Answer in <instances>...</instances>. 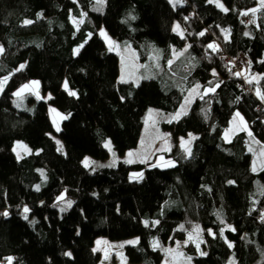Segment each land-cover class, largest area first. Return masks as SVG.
Masks as SVG:
<instances>
[{
  "label": "trees",
  "instance_id": "trees-1",
  "mask_svg": "<svg viewBox=\"0 0 264 264\" xmlns=\"http://www.w3.org/2000/svg\"><path fill=\"white\" fill-rule=\"evenodd\" d=\"M220 3L228 11L208 0H184L175 7L169 0H106L101 11L95 10V0H0V80L8 78L0 93V212L9 213L0 216V264H7V257L14 258L13 264H98L101 254L93 248L100 237L112 242L138 238L125 248L129 263L161 264L164 253L153 248V241L174 247L196 225L207 253L200 256L193 244L185 247L196 264H230L232 257L236 264H264V169L252 170L248 134L224 140L239 112L251 137L264 146V103L255 96L257 87L264 94V8L253 23L245 22L242 13H251L257 0ZM73 18L84 22L75 25ZM25 20L32 23L24 25ZM176 24L184 38L173 31ZM101 29L135 49L141 62H149L152 48L160 47L167 68L188 47L196 67L181 71L179 86L169 90L155 77L137 86L122 83L120 58L109 50ZM239 54L252 67L246 79L258 74L257 82L249 84L231 70L226 58ZM20 65L25 67L18 71ZM32 81L52 99L29 95L32 108L20 110L13 93ZM65 81L75 97L64 90ZM195 85L215 92L197 98L180 121L162 123L173 133L175 167L84 166L86 156L99 161L109 156L108 140L120 155L137 148L147 110H178ZM51 108L68 117L60 120V131ZM190 132L198 139L186 156L179 143ZM16 141L34 153L18 160ZM39 169L47 171L48 180L36 191ZM135 171H144L143 180H129ZM64 191L72 207L61 212L53 205Z\"/></svg>",
  "mask_w": 264,
  "mask_h": 264
},
{
  "label": "rangeland",
  "instance_id": "rangeland-1",
  "mask_svg": "<svg viewBox=\"0 0 264 264\" xmlns=\"http://www.w3.org/2000/svg\"><path fill=\"white\" fill-rule=\"evenodd\" d=\"M212 4H214L216 6L215 2H213ZM254 8L259 9V10L261 9L260 0H257V3L251 8V10ZM103 31L107 34V37L111 41L114 42L115 45H118V47L113 48V50H111V51L116 53L120 58V80H121V76L123 75L125 80H126V82H124V83H133L135 86H137L141 83L142 80L155 77L161 82L164 89L169 90L170 87H173V86L178 87L179 86L180 72L181 71H183V70L184 71L185 70L191 71L196 67V62L193 59V56L188 52V47L185 48V49H187V51H185V49H184L183 51L178 52L174 56V59L171 61V63L168 64L167 68H164L163 63H162V61H163L162 49L160 47H153L152 48L151 59L149 62H141L139 59L138 52L135 49H133L130 45H120L116 41L112 40L110 38V36L108 35V33L104 29H103ZM100 33H101V31H100ZM102 38H103L104 42L109 47V44L107 43L105 38L103 36H102ZM252 77H257L259 79L258 74H252L248 79H251ZM258 79L253 80L252 83L257 82ZM196 86L197 85H195L192 88L187 90L181 106L178 108V110H176L174 112L164 111V110L156 109V108H149L147 110L145 117H144V124H145L144 130L142 133V137H141L139 146L137 148L128 150L125 154L120 155L115 151L112 142L110 140H108L106 142H109V141L111 142L112 151L110 152L106 148L109 156L105 160L99 161V160H96L90 156H86L83 160V164H84V161L86 159L89 161H92V162H94L93 165L91 167H87V168H93L94 169V168H100V167H98V165H109L113 162V159H115V166H113V167L118 166L120 163H124V164H138V163L141 164L142 163V164H146L148 167H151V168H159V169L173 168V167H167L166 166L167 161H172L176 166L177 161H175V159L173 157L175 155L174 154L175 144L173 141V133L171 131L164 130L162 128V123H168L169 124V123L178 122L182 118H184L185 116H187L189 114V112L191 110V106L193 105L195 100L201 96H204L203 95L204 92L208 89V88H206L204 91H202V88L199 87L197 93H192L190 96L191 90L193 88H195ZM68 88H69V86H68ZM257 90H259L258 87L255 89V96L258 98ZM210 93H212V92H209L208 94H210ZM24 94H26V95H23V97H21V98L15 97V99H14L15 107L20 109V110L32 108L33 105L28 100L29 95H32L36 98V95L32 94L31 92L26 91ZM49 94L50 93H48L46 95L40 94V96L42 97V99L48 101L49 99H47V97ZM50 95L52 96V94H50ZM189 99L191 100V103L187 104L186 101ZM182 107L186 108L187 115L181 116L179 120H171V117L174 116L177 112L181 111ZM53 119H56L58 124L60 123V119L58 117H55L54 113H53ZM170 120H171V122H169ZM244 121L247 124L245 119H244ZM247 129H248L247 131L241 130L239 127V121H236V123L234 124L233 120H232L230 127L224 133V140L226 142H230L239 133L245 132L246 134H248V132H250L248 124H247ZM190 133L193 136L198 137V134L193 133V132H190ZM190 133H188L186 136L181 137L180 143H179L180 149L183 151V153L186 156H188V155L185 152V143L184 142H186L190 139V137H189ZM226 134H227V139L225 138ZM52 137L54 138V140L56 142L59 141L60 145H62L60 139L57 136L52 134ZM196 140L197 139L192 140L191 144L189 145L191 148V154L193 152ZM17 145H22L23 147L17 148ZM247 147H248V150L252 154V157H253L252 170L255 168V170H253V172L254 173H260L264 169V146L259 141H257L255 138L249 136L248 141H247ZM13 149H16V151H18L20 153L21 159L25 156H28V155H31L32 153H34L33 149H31L28 145H26L25 143H23L21 141H16L14 143ZM25 149H27L28 151L26 152ZM16 151H14L15 154H16ZM38 152H36V153H38ZM129 152H132L135 154L131 158L133 161L132 163H126L125 162L126 160L129 159V157H128ZM113 153H115V157H113ZM169 155H171V156H169ZM161 158H163V159H161ZM142 160H146L147 162L146 163L142 162ZM153 165H158V166L154 167ZM84 166H85V164H84ZM113 167H107V168H113ZM39 173H40L42 180L37 185H39V188L41 190L43 187L46 186L48 177H47V171L45 169H39ZM42 173H43V175H42ZM139 173H142L143 178H144V176H145L144 171H138V172L135 171V172L130 173L129 180L131 182H134V181L139 182V181L143 180V179H141V180L137 181V180H133L131 178L133 174H139ZM37 185L34 186L35 190H36ZM61 195H63L65 197V200L57 206V208L59 210L61 207L64 206V204L67 201H71V200L66 199V192L65 191L63 193H61L59 196H61ZM197 227L199 228L198 233L195 231V229ZM201 229L202 228L200 225L194 226V228L189 232L186 240L184 242L177 244L174 247L162 248L159 244V247H157V249L162 250L164 253V259H163L161 264H196L194 261V258L185 253V247H187L189 244H193L196 248V244L199 243L200 249L197 251H198V254L200 255V252L203 251L202 245L204 243V236L201 233L202 232ZM190 235H191V239L189 238ZM133 240L138 241V238H131L128 240L116 241V242H112V241H110L106 238H103V237L97 238L95 243H94V248H99V250L96 252L101 254V260L98 264H131V263H129V261L125 255V248L129 245H133V244L127 243L128 241H133ZM97 241H100L101 243L98 245ZM201 241H203V242L201 243ZM119 245H124V246L119 247ZM166 249L171 250V251H165ZM106 251H107V256H108L107 259H105V252ZM181 253H182V255H180ZM122 257H123V259H122ZM189 257H191V261H189V259H188ZM233 262H234V264H236L235 258L232 257L230 264H233Z\"/></svg>",
  "mask_w": 264,
  "mask_h": 264
},
{
  "label": "snow or ice",
  "instance_id": "snow-or-ice-1",
  "mask_svg": "<svg viewBox=\"0 0 264 264\" xmlns=\"http://www.w3.org/2000/svg\"><path fill=\"white\" fill-rule=\"evenodd\" d=\"M73 2L75 3V2H77V0H73ZM183 2H184V0H169V3L173 4V7H175L177 4H181V5H182ZM208 2H209V3H213V2H215L216 6H217L218 8H220L222 11H228V9H226V8L224 7V5H223L222 3H220V0H208ZM95 3H96V5L99 6V7H97L95 10H96V11H101L103 5L106 3V0H95ZM260 5H261L262 8H264V0H260ZM257 11H259V9H256V8L252 9V10H251L252 15H255V13H256ZM242 14L245 15V16L249 15L248 12H244V13H242ZM81 15H82V16H83V15H86V13H81ZM130 18H131V19H135L134 16H133V17H130ZM72 22H73V24H75V25H79V24H82L84 21H83V20L77 21L75 18H73V21H72ZM122 22H126V21H122ZM252 22L254 23V21H252ZM31 23H32L31 20H25V21H24V25H29V24H31ZM77 30H79V29L77 28ZM173 31L176 32L178 35H180L181 38H184V36H183V31L181 30V27H180L179 24H176V25L173 27ZM100 34L105 38V40H106L107 43L109 44V50H110V51L113 50V48L118 47V45H115L114 42L111 41V40L107 37V34L103 31V29H101V33H100ZM204 34H205L204 32L199 33V35H201V36H203ZM245 35H247V33H245ZM225 39L227 40V32H226V31H225ZM82 47H83V45H80L79 47H77V48L74 50V53L78 55L79 52H80V49H81ZM189 47H190V46H189ZM208 48H209V49H212L213 51H219V47H218V45H215V44H209V45H208ZM3 51H4L3 47L0 46V54H2ZM185 51H187V49H185ZM262 62H264V61H262ZM169 63H171V61H170ZM24 67H25L24 65H20L18 71L23 70ZM213 75H216L215 71H213ZM235 75L240 76L241 73L237 72V73H235ZM7 79H8V78H5L4 80H0V93L3 92L4 87H5L6 83H7ZM257 79H258L257 77H252L251 79H246V82L249 83V84H251V83L253 82V80H257ZM120 82H122V83H123V82H126V80H125V78H124L123 75L121 76V81H120ZM39 87H40V85H39V82H38V81H32V82L29 83V84H25V85H24L23 87H21L17 92L13 93V95H15L17 98H21V97H23L24 93L27 91V92H31L32 94L36 95L37 100H40V99H42V97H41L40 94H39ZM199 87H200V86L197 85L195 88H193V89L191 90L190 96H191L192 93H197ZM216 87H219V84H217ZM64 90L68 92V95H69V96H73V97H75V96L77 95V93H76L75 91H71V90H69L67 81H65V83H64ZM209 92L214 93V92H215V88H208V89L204 92L203 95H207ZM257 96H258V98L261 100V102L264 103V94H261L260 91L257 90ZM201 98H203V96H201ZM47 99H52V96L49 94L48 97H47ZM186 103H187V104H190V103H191V100H190V99L187 100ZM51 111L55 114V117H58V118L61 119V120H63V119H67V118H68L67 116H61L58 112H56L55 109H51ZM183 115H187V110H186V108H184V107L181 108V111L177 112L174 116H172V117H171V120H179L180 117L183 116ZM171 120H170L169 122H171ZM236 121H239V127H240L241 130H243V131H247V130H248V129H247V124L245 123L243 117L240 115L239 112H237V113L235 114L234 118H233V123H234V124L236 123ZM53 123L56 125V130H57V131H60L59 124L57 123L56 119L53 120ZM248 135L251 136L252 133H251V132H248ZM189 137H190V139H189L188 141L184 142V143H185V152L187 153L188 156H191V148H190L189 145L191 144L192 140L198 139V137L193 136L191 133L189 134ZM225 138L227 139V134H226V137H225ZM57 144L59 145L57 150L62 152V151H63V146L60 145V142H59V141H57ZM22 147H23L22 145H17V148H22ZM104 147L107 148L110 152L112 151V146H111V142H110V141H109V142H106L105 145H104ZM13 151H16V149H13ZM25 151L27 152L28 150L25 149ZM16 155H17V159H18V160L21 159L20 153H19L18 151H16ZM134 155H135L134 153L129 152V153H128V157H129V159L126 160L125 162H126V163H132L133 161H132L131 158H132ZM113 157H115V153H113ZM161 159H163V158H161ZM142 162H145V163H146L147 161H146V160H142ZM93 163H94V162L89 161V160H87V159L84 161L85 167H91V166L93 165ZM113 166H115V159H113V162H112L111 164H109V165H98V167H113ZM153 166L156 167V166H158V165H153ZM166 166H167V167H175V164H174L172 161H167V162H166ZM253 170H255V168H254ZM42 175H43V173H42ZM131 178H132L133 180H137V181H139V180L143 179V174H142V173H139V174H133ZM229 183H234V182H233V181H229ZM39 190H40L39 185H37V186H36V191H39ZM64 200H65V197H64L63 195L59 196V197L57 198V203L54 204L53 207H57V206H58L61 202H63ZM71 207H72V201H67V202L64 204V206L60 208V211L63 212V211H65L66 209L71 208ZM29 211H30L29 208L25 206L24 209H23V213H24V219H26V220L28 219V215H27V214H28ZM8 215H9V213H8L7 210H5V211H3V212H0V216H3V217H5V218H7ZM262 215H264V214H262ZM33 223H35V221H33ZM156 223H158V221H157ZM221 223H223V220H221ZM146 226H147V223H146ZM181 227H182V226H181ZM229 230H231V231H235V229H231V228H230ZM195 231L198 233V232H199V228L197 227V228L195 229ZM209 235H214V234L211 232V230H209ZM223 235H224V230L222 229L221 232H220V236L223 237ZM189 238L191 239V235H190ZM202 242H203V241H201V243H202ZM100 243H101L100 241H97V244H98V245H99ZM105 243H106V242H105ZM127 243L135 245L136 243H138V241L133 240V241H128ZM123 246H124V245H119V247H123ZM228 246L231 248V247H232V244L229 243ZM157 247H159V243H158L157 241H153V248H157ZM196 248H197V250L200 249V244H199V243L196 244ZM98 250H99V248H94V249H93V252H96V251H98ZM165 251H171V250H167V249H166ZM64 255L71 257L72 254H71V252H66V253H64ZM180 255H182V253H181ZM200 255H201V256H205V255H207V253L201 251V252H200ZM107 258H108V256H107V251H106V252H105V259H107ZM13 259H14L13 257H7V258H6V260H7V264H13ZM122 259H123V257H122ZM188 259H189V261H191V257H189ZM233 264H234V262H233Z\"/></svg>",
  "mask_w": 264,
  "mask_h": 264
},
{
  "label": "built area",
  "instance_id": "built-area-1",
  "mask_svg": "<svg viewBox=\"0 0 264 264\" xmlns=\"http://www.w3.org/2000/svg\"><path fill=\"white\" fill-rule=\"evenodd\" d=\"M243 20L245 22H249L255 19V15L249 13V15H243ZM226 61L230 64L231 70L233 73H241V79L245 80L247 76H249L252 67L250 65L249 60L244 54H239L235 59L226 58Z\"/></svg>",
  "mask_w": 264,
  "mask_h": 264
},
{
  "label": "crops",
  "instance_id": "crops-1",
  "mask_svg": "<svg viewBox=\"0 0 264 264\" xmlns=\"http://www.w3.org/2000/svg\"><path fill=\"white\" fill-rule=\"evenodd\" d=\"M61 120V119H60Z\"/></svg>",
  "mask_w": 264,
  "mask_h": 264
}]
</instances>
